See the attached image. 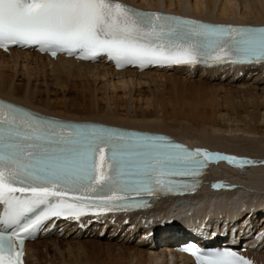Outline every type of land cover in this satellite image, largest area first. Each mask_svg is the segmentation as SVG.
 I'll return each instance as SVG.
<instances>
[{"label": "bare ground", "instance_id": "6f19581e", "mask_svg": "<svg viewBox=\"0 0 264 264\" xmlns=\"http://www.w3.org/2000/svg\"><path fill=\"white\" fill-rule=\"evenodd\" d=\"M122 1L208 22L264 25V0ZM179 79L208 83L223 95L237 94V100L222 94L221 103L167 100L161 87ZM0 97L62 119L165 133L256 165L213 162L201 187L161 198L145 211L49 224L40 239L27 243L28 264H194L178 249L195 239L213 247L241 243L248 257L264 264V66L117 71L105 61L54 60L12 49L0 51Z\"/></svg>", "mask_w": 264, "mask_h": 264}, {"label": "snow or ice", "instance_id": "6c2138e0", "mask_svg": "<svg viewBox=\"0 0 264 264\" xmlns=\"http://www.w3.org/2000/svg\"><path fill=\"white\" fill-rule=\"evenodd\" d=\"M10 45L82 59L104 54L117 66L264 64V28L145 12L120 0H0V48ZM220 161L256 166L163 136L45 120L0 102V264H23L24 240L52 217L147 207L136 198L192 191ZM184 250L197 264H252L232 250Z\"/></svg>", "mask_w": 264, "mask_h": 264}, {"label": "rangeland", "instance_id": "374dc122", "mask_svg": "<svg viewBox=\"0 0 264 264\" xmlns=\"http://www.w3.org/2000/svg\"><path fill=\"white\" fill-rule=\"evenodd\" d=\"M197 75H192L191 78L194 79L196 78ZM174 83V85H173ZM173 83H167L165 84L164 86L161 87L162 89V94L163 96L167 99V100H176L177 98H185L186 100L188 101H192L193 99L195 98H201V99H204V100H213L214 102L216 103H221L224 99L225 100H232V101H235L237 100V94H230V95H225V98L222 99V91L218 90L216 87L210 85V84H205V83H200V82H188V81H184V80H177ZM189 83V84H188ZM172 84V85H171ZM168 85V86H167ZM171 85V86H170ZM176 85V86H175ZM210 85V86H209ZM207 86H209L207 88ZM169 88V92H168V88ZM178 87V89H177ZM205 87V88H204ZM172 88V89H171ZM185 88V89H184ZM72 88H68V90L70 91ZM175 89V90H174ZM183 89V90H182ZM193 89V90H192ZM164 90V91H163ZM171 90V91H170ZM185 90V91H184ZM196 90V92H195ZM208 90V91H207ZM177 91V92H176ZM179 92V93H178ZM190 92V93H189ZM165 93V94H164ZM178 93V94H176ZM181 93V94H180ZM206 93V94H204ZM72 94V95H71ZM194 94V95H193ZM222 94V95H220ZM75 93H68L67 92V96L68 97H73V99L75 98ZM167 95V96H165ZM170 95V96H169ZM187 95V96H186ZM197 95V96H195ZM223 95V96H224ZM177 96V97H176ZM200 96V97H199ZM218 96V97H217ZM227 96V97H226ZM189 97H191L189 99ZM193 97V98H192ZM217 97V98H216ZM234 99V100H233ZM220 100V101H219ZM223 188V185H221L220 187V190ZM180 200L176 201L177 203L180 202ZM164 204V203H163ZM162 204V205H163ZM166 204V203H165ZM161 207V205H160ZM169 216H167V219ZM172 219L173 220H176V219H179V217L177 216H172ZM102 236V235H101Z\"/></svg>", "mask_w": 264, "mask_h": 264}]
</instances>
